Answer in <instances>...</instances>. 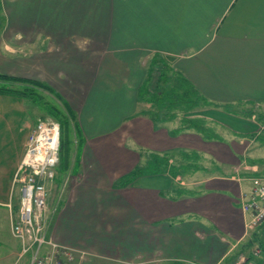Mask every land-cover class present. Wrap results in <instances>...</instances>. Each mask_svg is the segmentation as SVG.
Returning a JSON list of instances; mask_svg holds the SVG:
<instances>
[{"label":"crops","instance_id":"crops-1","mask_svg":"<svg viewBox=\"0 0 264 264\" xmlns=\"http://www.w3.org/2000/svg\"><path fill=\"white\" fill-rule=\"evenodd\" d=\"M157 60L206 99V133L147 104ZM0 75L48 85L74 116L53 243L103 264L263 263L241 199L264 178V0H0ZM28 116L0 94V264L20 253L8 204Z\"/></svg>","mask_w":264,"mask_h":264},{"label":"built area","instance_id":"built-area-1","mask_svg":"<svg viewBox=\"0 0 264 264\" xmlns=\"http://www.w3.org/2000/svg\"><path fill=\"white\" fill-rule=\"evenodd\" d=\"M60 136L59 123L39 119L29 134L14 174L12 184L13 190L17 188L19 193L18 205L15 210L11 204L8 207L11 232L20 243L15 264L23 260H27V264H75L76 254L59 247L47 236L52 217L66 193L65 180L55 186V202L49 204V186L54 184L57 177ZM241 209L249 214V230L264 222V178L253 180L251 191L241 199ZM245 261V256L239 254L232 264H244Z\"/></svg>","mask_w":264,"mask_h":264},{"label":"rangeland","instance_id":"rangeland-1","mask_svg":"<svg viewBox=\"0 0 264 264\" xmlns=\"http://www.w3.org/2000/svg\"><path fill=\"white\" fill-rule=\"evenodd\" d=\"M169 67L170 66L163 61L156 62L155 64L156 71L150 75L149 84H147V87H149L150 90H148L147 92L145 91L147 95H145L144 97L152 98L151 100H147L149 101L147 102V104L150 105L151 108L155 109L156 111L158 110L157 112L161 110L163 115L167 117L175 118L179 120L181 123L184 122V120H188V119L195 120V118L202 120L204 122L205 115H202L203 114L202 111L205 110L207 106L203 104L205 101L201 97H199L195 92H193L191 88L186 87L183 89H176L174 87L172 88V86H165L159 89L158 84L160 81L164 79V81H166L167 83L168 80L173 77L172 72H169ZM163 76L164 78H162ZM159 90L163 92L161 95L159 94L157 95ZM39 93L43 101H46L48 104L55 103L56 98L55 97L53 98L48 92L39 90ZM27 102H28V113H29L28 121L30 124H33L34 123L33 121L37 122V120L39 119L58 122L57 120L49 117L45 113L43 104L41 103L33 104L30 101H27ZM203 126L205 127V124ZM67 139H68V142L70 143V148L72 149L73 147H72L71 136L70 138L68 136ZM159 161L162 163H165L164 167L167 169H169V166H171V165H168V159H164L162 161L160 159ZM172 163L176 165V166H172V169H174V172H175L179 169V167H177L179 163L173 162V161ZM194 167L195 166H193V168ZM64 172L66 171H62L60 172V174ZM15 191L17 192V188ZM16 198H17V194L14 193V200H16ZM3 237L10 241L13 240L9 233L8 235L5 234ZM14 239L17 240L16 238ZM74 261H75V264H103L99 260L87 259L86 257L81 258L80 255H77V254L75 255ZM20 264H27V260H23Z\"/></svg>","mask_w":264,"mask_h":264},{"label":"trees","instance_id":"trees-1","mask_svg":"<svg viewBox=\"0 0 264 264\" xmlns=\"http://www.w3.org/2000/svg\"><path fill=\"white\" fill-rule=\"evenodd\" d=\"M157 61L154 63L156 64ZM154 64V65H155ZM156 71L153 70L154 73ZM151 72V74H152ZM172 78L166 81L164 79L159 82V89L165 86H172V88L176 89H183V88H191L193 92H195L199 97H201L205 102L206 106H208V102L206 99L200 95L197 91L194 90L189 84L185 85L183 80L180 76L176 77L172 74ZM164 78V76L162 77ZM150 76L145 83V86L143 88V94L144 96L147 95L145 91L147 92L149 87H147V84H149ZM39 90L48 92L53 98H56L55 103H47L46 101L42 100V97L40 96ZM163 92L159 90L157 95H161ZM0 94H8V95H14L22 100L30 101L33 104H43L45 113L58 121L60 125V152H59V164L57 171H67L68 169V162H69V156L71 152L70 143L68 142L67 137L71 136L72 132V124L74 121V116L69 109V107L63 102V100L58 96L48 85L41 83L39 81L34 80H28V79H22V78H16V77H10L5 75H0ZM40 97V98H39ZM150 98V99H149ZM146 100H151L152 98L149 97ZM149 102V101H148ZM151 102V101H150ZM161 112V110H160ZM204 122L202 120L196 119L195 120H184L182 122L183 128L186 127L188 129L192 128L195 129L198 132L206 133L208 129H206L204 126ZM67 136V137H66ZM163 163H161L159 166H161ZM163 166V165H162ZM161 166V167H162ZM166 168L164 167V170ZM170 171L167 169V172Z\"/></svg>","mask_w":264,"mask_h":264}]
</instances>
